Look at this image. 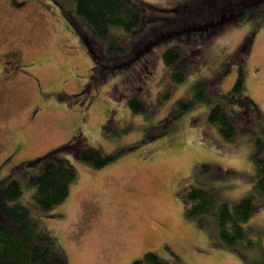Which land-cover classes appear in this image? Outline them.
I'll return each mask as SVG.
<instances>
[{
    "label": "rangeland",
    "instance_id": "374dc122",
    "mask_svg": "<svg viewBox=\"0 0 264 264\" xmlns=\"http://www.w3.org/2000/svg\"><path fill=\"white\" fill-rule=\"evenodd\" d=\"M73 1L0 0V71L8 69L7 78L0 73V194L7 179L20 183L19 203L67 264H131L147 252L169 264H244L216 244L210 215L185 211L191 189L208 191L217 207L238 201L254 182L264 0H128L141 24L129 33L112 29L115 41L106 44ZM166 49L185 63L182 83H172ZM239 67L247 103L222 105L236 128L227 142L207 119ZM196 81L207 83L206 103L168 116L191 98ZM133 99L142 112L131 111ZM84 146L117 158L90 168L77 159ZM51 157L72 167L76 181L63 203L42 214L28 183ZM257 204L246 225L264 247V201Z\"/></svg>",
    "mask_w": 264,
    "mask_h": 264
},
{
    "label": "trees",
    "instance_id": "16d2710c",
    "mask_svg": "<svg viewBox=\"0 0 264 264\" xmlns=\"http://www.w3.org/2000/svg\"><path fill=\"white\" fill-rule=\"evenodd\" d=\"M73 2L74 13L91 29L95 38L104 44L109 42L110 37L113 38L110 34L112 29H122L129 33L141 24L140 12L134 3L131 4L128 0ZM235 17L232 16V19ZM107 49L111 52L116 51L114 44H108ZM177 53L178 51L166 49L162 54L165 65L173 71L170 74L173 84L182 83L186 74L185 63ZM242 80L243 72L239 67L235 84L226 93L228 95H224L209 110L208 122L216 127L218 134L227 142L234 137L236 128L221 108L225 101L247 103V100L243 99ZM206 90V82L196 81L191 86L193 93L191 98L179 100L168 116L179 115L191 109L194 104L206 103V98H203ZM138 102L134 99L129 101L131 111L136 113L143 111L142 104ZM249 110L248 106L243 109L246 113ZM253 132L250 138L252 141L250 159L255 172L250 190L235 203L226 202L215 207L212 194L200 188L191 189L188 194L190 208L186 209L185 214L191 218L210 215L214 222L218 246L233 251L244 264H264V247L257 232L246 225L257 203L264 201V119L257 122ZM65 148L68 146L62 149ZM116 158V155H105L87 146L77 153L80 163L96 170L112 163ZM44 161L40 175L29 179L28 183L35 187L33 199L42 214L63 203L69 194V187L76 181V173L69 165L61 163L54 157ZM4 181L5 179L1 182L2 185ZM6 182L0 194V264H67L64 253L55 246L54 240L42 230L28 207L19 203L22 195L20 183L15 179H7ZM131 264L169 263L159 259L155 253L147 252Z\"/></svg>",
    "mask_w": 264,
    "mask_h": 264
},
{
    "label": "flooded vegetation",
    "instance_id": "af4514ba",
    "mask_svg": "<svg viewBox=\"0 0 264 264\" xmlns=\"http://www.w3.org/2000/svg\"><path fill=\"white\" fill-rule=\"evenodd\" d=\"M7 71H8V69H7ZM7 71L6 70L3 71V69L0 71L1 75L4 76L3 78H7L5 75L7 73Z\"/></svg>",
    "mask_w": 264,
    "mask_h": 264
}]
</instances>
